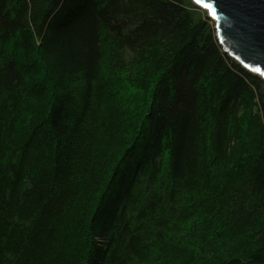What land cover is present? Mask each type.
I'll return each mask as SVG.
<instances>
[{
	"label": "trees",
	"instance_id": "trees-1",
	"mask_svg": "<svg viewBox=\"0 0 264 264\" xmlns=\"http://www.w3.org/2000/svg\"><path fill=\"white\" fill-rule=\"evenodd\" d=\"M19 29L34 61L41 48L29 31L43 34L41 78L4 57ZM0 55V264H131L165 238L158 219L168 211L180 241L170 263L158 253L160 264H264L262 81L184 0H0ZM119 74L128 90L107 96L106 139L79 185L77 155L99 119L74 107L68 117L73 86L86 108L99 83L103 94L109 80L123 84ZM46 87L49 102L41 95L34 108L28 95ZM37 141L52 147L50 168L28 154ZM114 160L107 200L92 209Z\"/></svg>",
	"mask_w": 264,
	"mask_h": 264
},
{
	"label": "rangeland",
	"instance_id": "rangeland-1",
	"mask_svg": "<svg viewBox=\"0 0 264 264\" xmlns=\"http://www.w3.org/2000/svg\"><path fill=\"white\" fill-rule=\"evenodd\" d=\"M184 3L186 4V7L188 9L199 13L202 20L205 23H207L211 31H213V35L217 38L216 29H215V20H213L212 18L208 16L207 11L200 8L196 4H194L191 0H184ZM24 32L25 31H23L22 29H19L18 31L14 32L11 35L10 40L6 43V46H5L6 52L4 54V57L5 55H8L9 57L13 58L18 63V65L21 66L22 70L27 75L34 77L35 79L41 78L42 71L40 67L42 68L43 61L47 60L48 58V51L46 47L47 43L45 42V40H43V34L38 35L37 33L29 31L31 33L30 37H31V42L33 43V45L37 46L38 48H41L39 55L35 57L36 60L34 61L31 54H29V52L24 51V41H23V36H22ZM26 32L28 34V31ZM44 36H45V33H44ZM111 41H112L111 37H110V40L106 38V40L103 41V48H104L103 64L106 67L110 66L109 61L107 60L109 49L106 47V45L110 47L112 45ZM153 50L156 54V46L155 48H153ZM222 51L224 50L222 49ZM4 57L2 60V56L0 55V65L5 62ZM232 60L235 63L239 64L234 59ZM36 64H38L39 68L35 67ZM253 75L261 79L262 81L261 90H264V79L260 75H257V74H253ZM119 76L121 77V80H122L123 75L119 74ZM108 82L111 85L113 84L114 87L112 88L110 85H106L103 88L104 93L107 91L109 92L103 94L101 87H100L101 83H99L97 93L95 95H92L86 98V103L88 104L86 108H83L80 104H77L76 98H77L78 93L75 94L74 86L71 92L68 117L71 114L73 107H74V110H73L74 115L76 116L80 115L82 119L90 117L92 115L95 116L97 119H99V123L95 125V129L93 133L91 134V136L89 137L90 139H88L91 143V146H89V151L87 152V155L84 152V148L81 154L77 155L83 158L81 161L82 162L81 165L79 166V168H77L78 171L80 169L79 178L76 180L79 183V185L84 183V180H86V178L88 177L87 167L91 165V161H94L95 156H97L98 149L100 148L101 144H103L106 139L105 137L106 123L105 122L107 121V114L104 112V106L108 101L107 96H110V97L113 96L115 99H121L125 96L128 90V86L126 85L125 81H123V84H122L116 78H114L112 81L109 80ZM74 85H77L78 88H80L79 83L74 82ZM248 85L250 88H252L253 85L254 87H256L255 84L252 85L250 81H248ZM198 88L202 91V93L203 92L208 93L209 91H211V86H210V82H208V79L203 78L202 82L198 84ZM49 94H50V90L48 87L43 88V89L38 88L34 93H32L31 95H28V97L30 101L32 102V106L35 108L37 105V102L43 99L41 95H45L44 97H47V99L44 100V102H49L50 100ZM254 99H255L256 106H257V112L261 118L262 127L264 130V110H262V107L260 105V96L257 90H255L254 92ZM84 121L85 120L81 121L80 125H82ZM124 138H126L127 141L132 140L128 127H127V131H126ZM79 142L83 144L81 137L79 139ZM51 148H45L43 143L37 141L36 144H34L33 147L30 149L28 154L37 159L41 158L43 160L42 164H46V166L50 168L52 164L51 163L52 154L50 153ZM120 152H121V149L119 153L117 154L116 158L121 154ZM28 156H25V157L26 159L30 160ZM116 162L117 160H114L112 163L108 164L107 169L105 170L103 176L99 178L97 190H95V192L87 200L88 207L92 209H97L98 206H104L107 200L108 191L110 189L109 185L115 173L117 172ZM182 184L184 183H181V185ZM82 186H84V184ZM82 188L80 189L81 190L80 193L84 191L82 190ZM90 217L91 215H87L83 219L82 221L83 228H87V223L90 220ZM174 221L179 222L176 214L173 211H168L166 214L161 216L158 219V223L165 230V235H164L165 238L161 239L160 241H156L155 248L153 251L145 253L143 257L138 259V261L135 260L131 262V264H160L161 262H163V260L161 256L158 255L159 252L162 253L164 259H167V263H170L171 258L174 257L176 253L175 245L177 244V242L180 241L179 237L173 232V229H172V224L174 223ZM205 238H206L205 235L202 233L196 238V241L200 243ZM196 247H198V244H196ZM168 252L170 255H167Z\"/></svg>",
	"mask_w": 264,
	"mask_h": 264
},
{
	"label": "water",
	"instance_id": "water-1",
	"mask_svg": "<svg viewBox=\"0 0 264 264\" xmlns=\"http://www.w3.org/2000/svg\"><path fill=\"white\" fill-rule=\"evenodd\" d=\"M193 2V0H191ZM217 6L215 20L218 42L224 52L253 74L264 72V0H207ZM194 3V2H193ZM195 4V3H194ZM245 64L248 66L245 67Z\"/></svg>",
	"mask_w": 264,
	"mask_h": 264
},
{
	"label": "snow or ice",
	"instance_id": "snow-or-ice-1",
	"mask_svg": "<svg viewBox=\"0 0 264 264\" xmlns=\"http://www.w3.org/2000/svg\"><path fill=\"white\" fill-rule=\"evenodd\" d=\"M193 2L196 5H201L203 8L208 9L209 14L214 18V19H219L218 16V12H217V6L214 5L213 3H208L207 0H193ZM242 2V0H241ZM122 23L124 25H128V24H134V21H128L127 19H122ZM248 65L245 64V67H247ZM253 71L255 72H260L261 75H264V72H261V69L259 67L253 68Z\"/></svg>",
	"mask_w": 264,
	"mask_h": 264
},
{
	"label": "built area",
	"instance_id": "built-area-1",
	"mask_svg": "<svg viewBox=\"0 0 264 264\" xmlns=\"http://www.w3.org/2000/svg\"><path fill=\"white\" fill-rule=\"evenodd\" d=\"M201 8V7H200ZM203 9V8H202ZM208 16H209V14H208ZM210 17V16H209ZM211 18V17H210ZM224 52V51H223ZM225 53V52H224Z\"/></svg>",
	"mask_w": 264,
	"mask_h": 264
}]
</instances>
